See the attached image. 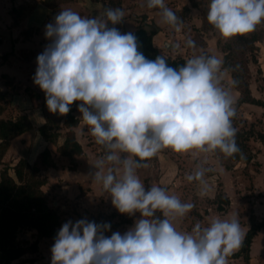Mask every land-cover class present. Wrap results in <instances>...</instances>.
<instances>
[{"label": "clouds", "instance_id": "clouds-1", "mask_svg": "<svg viewBox=\"0 0 264 264\" xmlns=\"http://www.w3.org/2000/svg\"><path fill=\"white\" fill-rule=\"evenodd\" d=\"M146 7L159 9L162 22L180 30L182 21L165 0H146ZM123 17L119 8L90 18L61 10L45 26L51 42L36 58L33 82L44 92L50 113L66 115L73 102H81L83 122L107 153L93 165L91 178L102 184L119 213L138 212L140 218L123 234L110 236L105 235L109 223L69 220L55 237L51 264H228L245 235L236 215L178 231L173 221L194 204L157 185L146 189L136 173L141 161L165 148L218 150L226 157L239 151L235 101L221 83L223 61L199 55L172 67L162 56L148 59L133 32L114 27ZM207 21L224 38L251 33L264 23V0H210ZM105 164L112 167L102 174ZM206 171L197 168L187 180L204 185Z\"/></svg>", "mask_w": 264, "mask_h": 264}, {"label": "crops", "instance_id": "crops-1", "mask_svg": "<svg viewBox=\"0 0 264 264\" xmlns=\"http://www.w3.org/2000/svg\"><path fill=\"white\" fill-rule=\"evenodd\" d=\"M44 1L0 0V94H5L2 101L5 111L1 118L15 119L19 115H26L33 126L31 131L14 138L10 142L2 162L14 165L20 159H24L29 164H33L38 161L39 153L45 148H49L52 152L55 166L42 169V175L47 180L42 189L46 194L48 205L57 209L59 214L60 222L57 233L60 227L69 220L75 223L77 220L86 219L98 224L109 223L111 227L105 233L106 236H110L113 232L123 234L140 218V214L137 212L129 216L119 213L111 204V197L104 191L102 184L96 183L91 178V174L94 171L93 165L107 153L103 146L95 142V138L91 135L90 126L83 122L77 107L81 102L73 107V116L78 120V125L73 128V131L82 149L81 154L74 157L73 165L70 164L68 158L56 154L53 144L46 141L38 131L45 124H47L48 128H51L55 119L57 127L49 129L48 133L58 134L56 146L62 143L64 134L67 132V129L61 127L60 114L48 111L44 92L33 82L37 68L36 58L51 42L50 39L45 37V26L48 24L47 17L51 9ZM167 3H165L166 6ZM18 6H23L26 11L14 22L10 11ZM106 8H108L106 0H73L60 4V11L71 9L78 12L81 16L89 18L102 16ZM120 9L124 12L123 21L120 23L121 33L133 32L139 27L147 30V24L152 23L151 21H153V24H151L152 28L156 30L155 35L161 33L158 31L160 29L164 30V28L168 29L171 27L162 22L159 9H148L146 7V0H121ZM175 10L177 8H174ZM137 14L143 17V22L137 17ZM25 31L30 33L24 35L23 32ZM164 41L167 40H163L162 44ZM157 48L164 54L165 50L163 47L162 49ZM172 52L177 54L179 51L175 50ZM3 77H6V79ZM228 85L232 89L230 77L228 78ZM233 92L238 98V92L235 90ZM240 108L249 113L244 116V119L248 121H252L255 117L259 118V115L264 113L263 107L251 104H242ZM262 123H264V119ZM258 132L264 134V130H259ZM248 145L253 156L251 161L249 163L236 161L233 163L231 170H226L221 161L212 152L191 151L177 153L165 148L154 157L141 161V166L136 170V173L146 189L150 188L151 185H157L165 189L170 195L177 196L182 202L194 204L190 212L183 217H177L173 221L178 231L191 232L196 223H200L201 226H207L214 218H229L236 214L238 199L234 189L235 186L236 189L239 186V181L235 180L239 176V172L236 170L241 167H250L254 162L259 164V169L258 173H252L249 170V174L253 175L251 192L261 196L258 205L263 203L261 189L263 184L260 186L261 184L258 180L264 182L262 174L264 144L252 137L248 141ZM109 167H112V165L105 164L104 168L100 169L101 173H106ZM197 168L207 169L204 175V185L200 181L189 182L187 180V175L193 174ZM117 171H119V166H117ZM204 186H206V194L201 196V189ZM218 190L229 200L228 208L225 212L216 210L215 199ZM239 201L245 202L241 199ZM247 201L250 202L249 204L253 203L254 199L251 194ZM256 205L255 203L252 206L253 211H255ZM260 210V212H253L257 219L263 215L264 205ZM157 215L162 216L159 212ZM243 222L244 225L240 224L245 232L249 224L248 220ZM20 234L24 235L30 242L36 236L34 230H25ZM263 234L264 228L253 239L247 264L264 263V253L263 255H254L257 241L260 237H263ZM54 240L55 238H43L38 242L35 264H51L50 250ZM228 264L246 263L242 259H228Z\"/></svg>", "mask_w": 264, "mask_h": 264}, {"label": "trees", "instance_id": "trees-1", "mask_svg": "<svg viewBox=\"0 0 264 264\" xmlns=\"http://www.w3.org/2000/svg\"><path fill=\"white\" fill-rule=\"evenodd\" d=\"M73 0H45V4L51 9L47 17L48 24L54 22V18L60 12V4ZM97 1V0H93ZM108 8H119L121 0H106ZM183 10H188L183 7ZM23 6L14 7L10 11L12 20L15 22L20 15L25 13ZM183 23L182 14L175 13ZM140 21L143 22V17ZM264 25V24H263ZM113 27V25H109ZM170 26V25H168ZM120 30V24L114 25ZM209 28V24H207ZM30 32H23L28 35ZM137 37L139 50L148 59H155L156 56H162L166 59L169 66L179 67L187 60L181 57L170 58L164 55L160 49L153 44V36L156 30L147 31L139 27L133 31ZM264 39V27L262 23L256 30L244 35L231 37L229 42L220 49L223 53L222 68L227 71L231 80V87L238 92L239 96L234 104L235 120L236 111L242 104H251L264 108V102L256 99L250 92L251 72L250 64L257 63V43ZM6 79V77H3ZM5 94H0V264H35L38 253V242L43 239H53L57 235L60 217L57 209L48 205L46 194L42 187L46 184V177L42 175V169L55 166L52 152L45 148L38 155V161L29 164L26 160L20 159L16 164L4 163L2 159L6 154L10 142L24 133L33 129V126L26 115H19L15 119H3L5 107L2 104ZM79 101L70 105V112L66 115H60L62 120L61 127L67 129L63 141L55 146V152L58 155L69 159L70 164H74V157L82 152L80 144L77 142L73 128L78 125V120L73 116V107ZM47 124L39 128L38 131L46 141L56 144V133H48ZM254 137L264 144V134L253 133L250 130H236L235 141L239 151L230 157L224 156L218 150L213 153L223 164L226 170H231L233 163L242 161L249 163L253 158L248 141ZM216 210L225 212V206H228V198L218 190L216 199ZM161 218H163L161 216ZM250 224L245 231L242 246L234 252L228 259H242L246 264L249 262L250 247L257 233L264 228V215L261 220L256 221L252 215L249 218ZM25 230H34L36 236L33 241L26 239L24 235H18Z\"/></svg>", "mask_w": 264, "mask_h": 264}, {"label": "rangeland", "instance_id": "rangeland-1", "mask_svg": "<svg viewBox=\"0 0 264 264\" xmlns=\"http://www.w3.org/2000/svg\"><path fill=\"white\" fill-rule=\"evenodd\" d=\"M169 2V3H167ZM165 3H167V7L170 8L174 13L182 14L183 23L180 27V30L177 31L174 27H169L168 29L164 30H158L161 33L158 35H155L153 37V44L156 47H159L162 49V41L163 40H170V43L175 44L178 47H181L182 50L178 52L177 54L170 51L164 54L166 56H169L170 58H174L176 56L181 57L183 59H190L195 56L199 55H205V56H215L222 60L223 53L220 49H222L223 46H225L230 38H224L211 24L207 21V11H208V5L210 3V0H165ZM134 7V6H133ZM131 7V8H133ZM183 7H187L188 10H183ZM174 8H177V10L174 11ZM135 12V11H134ZM137 17L141 19V15L137 14ZM147 24V31H153V28L151 24ZM207 24H209V28L207 27ZM264 23H262V26ZM157 31V32H158ZM192 40L195 42L194 47L188 46V41ZM256 46L258 47L257 51V63L256 64H250L249 69L251 72V79H250V92L253 97L258 98L259 100L264 101V39L257 43ZM222 73V79L221 83L222 86L225 87L226 90H228L232 96V98H237L236 94H234L233 90L228 85V78L229 75L227 71L223 68H221ZM248 112L244 109L238 108L236 111V117L235 120L232 122L233 126L236 130H252L253 132H258L264 130V123H262V120L264 119V113L259 115L258 117H255L252 119V121H248L244 119ZM249 114V113H248ZM56 120L54 119V127H57L55 124ZM54 148L56 144L52 145ZM250 150V149H249ZM241 164V163H240ZM258 166L256 162L252 163L250 167H241L238 171V177L235 180L239 181V186H235V195L237 197V203H236V216L240 220V223L244 225L243 221L248 220V224H250L249 218L253 215V212H260V208L264 205V182L258 180L260 182V186L263 187L262 193H263V203L259 204V200L261 199V196L259 194L255 195L252 190V174H249V170L252 171V173H258ZM262 174L264 179V158H262ZM234 176V175H233ZM250 194L253 197L254 201L253 203L249 204L250 202L247 201V199L250 198ZM239 199L245 201L240 202ZM250 201V200H249ZM257 204L255 207V211H253L252 206L254 204ZM249 204V205H248ZM227 209L228 206H225ZM264 215V212L262 213ZM263 215L257 219L256 221H259L262 219ZM121 220V219H119ZM20 235H18V238H20ZM264 253V234L263 237H260L257 241V244L255 246L254 255L255 254H261ZM264 262V261H263ZM264 264V263H263Z\"/></svg>", "mask_w": 264, "mask_h": 264}, {"label": "water", "instance_id": "water-1", "mask_svg": "<svg viewBox=\"0 0 264 264\" xmlns=\"http://www.w3.org/2000/svg\"><path fill=\"white\" fill-rule=\"evenodd\" d=\"M162 47L164 48V50L166 51V53L170 52V51H182V50H185V49H182V48H179V47H176L174 44L168 42V41H164L163 44H162Z\"/></svg>", "mask_w": 264, "mask_h": 264}]
</instances>
